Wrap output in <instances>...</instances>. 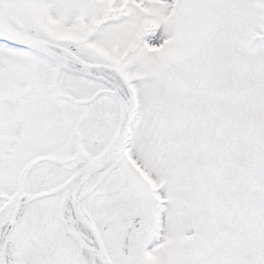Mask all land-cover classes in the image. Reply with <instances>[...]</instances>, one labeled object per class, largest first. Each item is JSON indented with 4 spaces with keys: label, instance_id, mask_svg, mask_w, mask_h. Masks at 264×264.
I'll use <instances>...</instances> for the list:
<instances>
[{
    "label": "snow or ice",
    "instance_id": "snow-or-ice-1",
    "mask_svg": "<svg viewBox=\"0 0 264 264\" xmlns=\"http://www.w3.org/2000/svg\"><path fill=\"white\" fill-rule=\"evenodd\" d=\"M0 264H264V0H0Z\"/></svg>",
    "mask_w": 264,
    "mask_h": 264
}]
</instances>
